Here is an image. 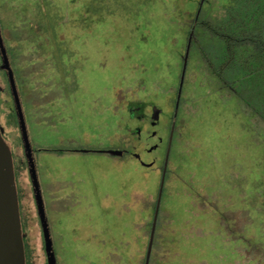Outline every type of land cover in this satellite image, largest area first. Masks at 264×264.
I'll return each instance as SVG.
<instances>
[{"label": "rangeland", "instance_id": "374dc122", "mask_svg": "<svg viewBox=\"0 0 264 264\" xmlns=\"http://www.w3.org/2000/svg\"><path fill=\"white\" fill-rule=\"evenodd\" d=\"M229 1L0 0L58 264H145L189 32L200 8L213 18ZM188 65L150 264H264V122L196 48ZM0 126L27 264H47L3 72ZM122 145L123 159L59 152Z\"/></svg>", "mask_w": 264, "mask_h": 264}, {"label": "trees", "instance_id": "16d2710c", "mask_svg": "<svg viewBox=\"0 0 264 264\" xmlns=\"http://www.w3.org/2000/svg\"><path fill=\"white\" fill-rule=\"evenodd\" d=\"M195 16L189 62L196 48L221 92L236 97L264 122V0H230L221 15L203 16L200 8Z\"/></svg>", "mask_w": 264, "mask_h": 264}, {"label": "water", "instance_id": "95a60500", "mask_svg": "<svg viewBox=\"0 0 264 264\" xmlns=\"http://www.w3.org/2000/svg\"><path fill=\"white\" fill-rule=\"evenodd\" d=\"M189 49L190 48H188L185 57L183 75L180 83L179 99L181 97V93L184 86L189 59ZM0 59V71H3L6 75L10 93L13 99L14 110L16 113V118L20 131L21 143L24 149L34 199L42 227L45 244V253L47 256V264H58L52 236V229L50 226L40 181V174L35 148L30 136L24 103L21 97L15 71L12 66L10 55L3 36L1 25ZM157 117V112H155V118ZM12 150V146L4 136V130L0 126V264H27V254L25 248L26 234L24 232L21 219L19 191ZM109 153L115 155L118 152L112 150L109 151ZM167 166L168 159L166 161L165 170L161 180V187L159 191L145 264H150L152 257L154 239L166 181Z\"/></svg>", "mask_w": 264, "mask_h": 264}, {"label": "flooded vegetation", "instance_id": "af4514ba", "mask_svg": "<svg viewBox=\"0 0 264 264\" xmlns=\"http://www.w3.org/2000/svg\"><path fill=\"white\" fill-rule=\"evenodd\" d=\"M21 93V92H20ZM22 97V95H21ZM181 97H182V93H181ZM181 97L179 99V94H178V99L176 101V105H175V113H174V117L172 119V129H171V136H170V139H169V144H168V148H167V152H166V158H165V162H164V168H163V172L162 174L164 173V170H165V164H166V161L168 159V166H169V162H170V155H171V150L173 148V139L176 135V131H177V127H178V116H179V110H180V103H181ZM23 100V99H22ZM140 107V105H139ZM27 116V115H26ZM154 118H155V114H154ZM28 120V119H27ZM138 120L139 121H142V120H146L145 119V116L143 115H140L138 117ZM151 125L153 126V124H156L157 122H150ZM141 130V129H140ZM142 133V132H140ZM34 145V144H33ZM35 148V147H34ZM109 151H112V149H103V150H92V149H80V148H74V149H61L59 150V152L62 153V155L66 156L65 154L68 153L67 155L71 156V155H89V154H102V155H109V156H114L116 157L117 155H119V152H121V154L119 155L120 159H123L130 151L128 149V145H122L119 150L116 149V151L118 152L117 154H110ZM115 151V149H114ZM35 153L37 155V150L35 149ZM63 156V157H64ZM168 157V158H167ZM38 163V162H37ZM168 166H167V173H166V178H167V175H168ZM64 171H66L65 168H63ZM62 176L64 177V179L66 180V173L63 172L62 173ZM163 176V175H162ZM165 184H166V181H165ZM165 191L163 192V195H164ZM163 199V197H162Z\"/></svg>", "mask_w": 264, "mask_h": 264}]
</instances>
